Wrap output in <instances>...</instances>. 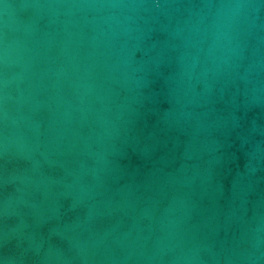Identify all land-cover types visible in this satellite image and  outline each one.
<instances>
[{
	"label": "water",
	"instance_id": "1",
	"mask_svg": "<svg viewBox=\"0 0 264 264\" xmlns=\"http://www.w3.org/2000/svg\"><path fill=\"white\" fill-rule=\"evenodd\" d=\"M0 264H264V0H0Z\"/></svg>",
	"mask_w": 264,
	"mask_h": 264
}]
</instances>
